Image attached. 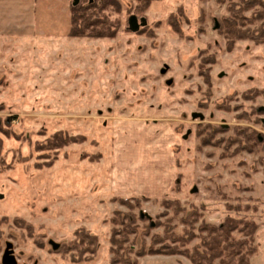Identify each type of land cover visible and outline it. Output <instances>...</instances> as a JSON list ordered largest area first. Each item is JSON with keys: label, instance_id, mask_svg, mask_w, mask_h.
Masks as SVG:
<instances>
[{"label": "rangeland", "instance_id": "374dc122", "mask_svg": "<svg viewBox=\"0 0 264 264\" xmlns=\"http://www.w3.org/2000/svg\"><path fill=\"white\" fill-rule=\"evenodd\" d=\"M71 1L0 0V264L4 254L15 264H109L113 212L134 213L128 243L148 247L164 231L144 225L172 213L157 199H178L177 233L199 215L182 249L209 238L202 222L257 223L250 264H264V143L231 156L242 145L200 146L196 135L210 127L220 139L251 130L264 139V43L222 33L232 2L245 0H113L103 12L118 22L110 38L69 36ZM59 131L83 140L43 148ZM133 196L146 200L132 209L117 200ZM79 228L96 235L94 253L80 254Z\"/></svg>", "mask_w": 264, "mask_h": 264}, {"label": "trees", "instance_id": "16d2710c", "mask_svg": "<svg viewBox=\"0 0 264 264\" xmlns=\"http://www.w3.org/2000/svg\"><path fill=\"white\" fill-rule=\"evenodd\" d=\"M114 4L113 0H72L69 7L70 30L68 35L86 38H110L114 36L118 22H107L108 19L104 15L105 13H103L106 12L105 10L109 6ZM254 7H257V9L250 16H242L243 12ZM229 10L233 14L224 18L223 21L222 33L226 36V39H249L258 44L264 43V0H245L241 6L238 3L232 2ZM257 21L260 23L251 28V25ZM243 22L250 27H242L244 26ZM98 24L100 26L97 27L96 25ZM239 117L243 118L242 116ZM261 120L263 122V118ZM222 131V128L198 127L196 130V135L199 137L198 145L215 147L220 146L222 143H225L227 147L233 144L242 145L243 147L241 146L236 149V152L231 153V156H233L239 153L240 150L252 151L251 147H245L247 144L257 145L264 143V139L260 140L258 133L252 130L250 132L242 131L235 137L229 135L220 139L217 136ZM82 140L83 136L81 135L68 136L59 131L54 133L42 147L58 150L63 146L81 142ZM177 178L179 179V176ZM178 182L179 180L176 182V190L179 189ZM117 200L121 204L127 205L129 209H132L138 208L140 201L146 200V197H117ZM130 201H134L136 204L131 205ZM154 202L159 203L165 208H170L172 213L170 216H167L164 222L150 220L149 223L144 225V228L149 231L156 226H163L165 237L156 234L153 236L152 245L148 247L141 245L136 248L134 245L128 243L129 236L135 235L139 228L136 223V216L134 213L121 214L120 211L116 210L113 212L111 219L113 227L109 242L112 257L109 264H137L136 259L130 256L131 253H134L136 257L154 253L165 255L183 254L193 264H249L251 256L257 251V243H255V235L258 228L257 223L242 221L232 217L225 218L220 225H207V223L202 222L199 229L207 232L209 238L205 237L203 239L201 247L194 245L192 249H182L183 245H187L194 237V233L189 227L194 221L199 219V215L192 210L187 216L188 218L191 216L192 221H189L186 217L182 218L180 221L184 228L181 233H177L175 231V223L172 224V219L176 218L179 212H183L178 199H157ZM139 219L143 220L144 217L139 215ZM75 234L80 238L81 243L86 244L84 246L81 245L80 254L83 252L88 254L94 253L97 241L96 235L85 231L84 228H79ZM234 234L240 236L236 238ZM163 239L167 240V245L155 248L154 244L161 242Z\"/></svg>", "mask_w": 264, "mask_h": 264}, {"label": "water", "instance_id": "95a60500", "mask_svg": "<svg viewBox=\"0 0 264 264\" xmlns=\"http://www.w3.org/2000/svg\"><path fill=\"white\" fill-rule=\"evenodd\" d=\"M144 24H145V21L142 20L141 25H144ZM129 26L132 31H135L138 29L139 25L137 24V19L134 15L131 16L129 19ZM263 123H264V119H263ZM2 262H3L2 264H15L13 257L8 254L3 255Z\"/></svg>", "mask_w": 264, "mask_h": 264}, {"label": "crops", "instance_id": "0c3cea01", "mask_svg": "<svg viewBox=\"0 0 264 264\" xmlns=\"http://www.w3.org/2000/svg\"><path fill=\"white\" fill-rule=\"evenodd\" d=\"M0 16H1V11H0ZM6 144H7V139L0 133V169H1V160H2V155H3V150L5 149ZM250 260H249V264H250Z\"/></svg>", "mask_w": 264, "mask_h": 264}]
</instances>
